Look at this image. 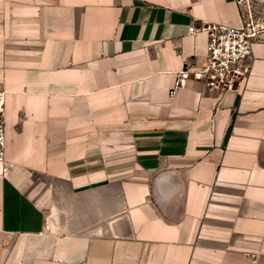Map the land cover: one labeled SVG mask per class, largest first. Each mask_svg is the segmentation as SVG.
Instances as JSON below:
<instances>
[{"label":"crops","instance_id":"obj_1","mask_svg":"<svg viewBox=\"0 0 264 264\" xmlns=\"http://www.w3.org/2000/svg\"><path fill=\"white\" fill-rule=\"evenodd\" d=\"M237 1L0 0V264H264V30L175 86Z\"/></svg>","mask_w":264,"mask_h":264},{"label":"built area","instance_id":"obj_2","mask_svg":"<svg viewBox=\"0 0 264 264\" xmlns=\"http://www.w3.org/2000/svg\"><path fill=\"white\" fill-rule=\"evenodd\" d=\"M246 1H237L241 4L243 15V23L240 26L210 22L199 28L191 27L192 30L203 31L208 36L205 61L199 67L180 70L176 75L175 86L193 77L204 82L209 91L222 95L228 91L240 90L246 85L253 67V45L263 31L260 24L249 15L251 10L245 7ZM5 113L6 98L4 92H0V164L2 165L5 164L7 145Z\"/></svg>","mask_w":264,"mask_h":264},{"label":"rangeland","instance_id":"obj_3","mask_svg":"<svg viewBox=\"0 0 264 264\" xmlns=\"http://www.w3.org/2000/svg\"><path fill=\"white\" fill-rule=\"evenodd\" d=\"M244 4L246 8L251 10L249 15L259 23L262 30H264V0H247Z\"/></svg>","mask_w":264,"mask_h":264}]
</instances>
